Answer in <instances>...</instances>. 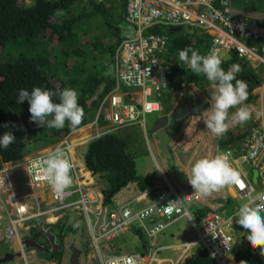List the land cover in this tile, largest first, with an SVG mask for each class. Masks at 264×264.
<instances>
[{
	"label": "trees",
	"instance_id": "trees-1",
	"mask_svg": "<svg viewBox=\"0 0 264 264\" xmlns=\"http://www.w3.org/2000/svg\"><path fill=\"white\" fill-rule=\"evenodd\" d=\"M232 2L239 10L264 12V0ZM126 6L127 0H0V136L11 132L16 137L7 149L0 147L2 161L13 162L37 154L42 147L61 140L94 119L102 99L116 88L114 51L123 38L132 34L126 22ZM57 10H62V14L57 15ZM149 33L166 34L169 38L163 50V59H167L164 64H174V86L195 82L201 88L212 87L213 84L203 74L192 73L187 64L179 60L180 50L186 47L206 54L210 45L209 36L198 30V34H193L184 28L163 26H154L144 32ZM195 36L205 40L197 42ZM232 64H238L242 69L236 74L238 79L244 80L250 88L259 85V76L251 63L236 54L222 61L225 70ZM34 87L51 91L75 90L78 103L84 109L82 123L75 129L66 123L63 129L57 130L33 122L28 101L17 103V96L20 89L31 92ZM127 89L123 86L120 90ZM53 99L59 102L58 97ZM164 100L167 105L165 113H169L178 101V94L170 92ZM246 101L255 104L253 100ZM129 128L124 127L91 140L85 152V166L105 181L106 186L102 189L105 206L111 204L112 198L132 182H136L143 191L152 184L150 179L138 175L133 145L137 144L136 137L140 132ZM244 137L243 134L235 137L223 135L218 146L238 151ZM228 200L227 207L231 204V199ZM206 210L197 213V220H201ZM78 227L76 223L65 220L52 225V230L58 239L64 241L67 234H77ZM135 233L146 238L139 230ZM89 243L83 240L82 246H89ZM122 249L112 247L114 252ZM250 252V248L236 252L239 264L247 262V253ZM50 257L62 264L64 253L54 252ZM184 264L218 263L207 250L201 248Z\"/></svg>",
	"mask_w": 264,
	"mask_h": 264
},
{
	"label": "built area",
	"instance_id": "built-area-1",
	"mask_svg": "<svg viewBox=\"0 0 264 264\" xmlns=\"http://www.w3.org/2000/svg\"><path fill=\"white\" fill-rule=\"evenodd\" d=\"M230 2L127 0L126 18L134 33L123 39L114 51L116 88L106 95L99 105V110L105 118L117 128L138 125L146 135L147 116L152 113L162 114L165 111L164 96L171 90L168 82L173 77L174 64H164L167 59H163V50L169 43L166 34H143V31L154 26L194 28L205 34L204 36H209V50L213 47L219 49L221 57L228 59L232 52H238L254 66L264 67V15L240 11ZM123 86L128 89L120 90ZM62 141L57 148L71 151L77 146L73 140L67 139V143ZM224 155L230 165L240 172L242 183L235 186L236 196L253 206L264 203V119L257 121L250 128L241 153L236 158H233L231 151L225 152ZM42 156L44 155L39 153L27 159L32 175L31 185L37 187L46 184L39 178L31 162ZM254 169L258 170V184H255L251 177ZM74 175L76 186L73 190L66 189L61 194L53 192L57 205L51 211L76 206L90 221L92 216L97 217L100 213L98 194L80 181L75 166ZM0 192L9 193L11 215L17 216L12 221L14 227L9 229L8 237L11 238L17 233V224L36 214L23 216L27 207L17 202L10 182L0 181ZM73 196L77 199L69 202ZM198 197V194L189 188L177 190L167 182L155 202L139 211L129 206L106 210L98 234H95L92 224L88 222L92 229L99 264H141L142 258L139 255L104 256L99 247L100 242L125 234L133 225H137L146 236L153 237L181 217L191 220L199 241L220 264H238L235 258H229L227 263L222 262L232 252V237L228 234V227L236 214L225 216L224 212L213 208L207 210L199 221L190 211L191 203ZM170 202H173V210L168 213L164 209ZM258 253L260 255V252Z\"/></svg>",
	"mask_w": 264,
	"mask_h": 264
},
{
	"label": "clouds",
	"instance_id": "clouds-1",
	"mask_svg": "<svg viewBox=\"0 0 264 264\" xmlns=\"http://www.w3.org/2000/svg\"><path fill=\"white\" fill-rule=\"evenodd\" d=\"M228 1L232 2V0H228ZM231 4L234 5L233 2ZM240 11H247V12H253L264 15L263 12H254L250 10H240ZM56 14L61 15L62 10H57ZM172 28H176V27H172ZM182 28L185 27H180L179 29ZM189 31L190 33L198 34L196 33V29L194 28H189ZM196 38H197L196 40L197 42L204 40L203 37L200 38L196 37ZM209 48L206 54L202 55L197 50L192 49L190 47H186L180 50L179 60L187 64L188 68L192 71V73H195L198 76L200 74H203L205 78L214 85V90L212 91L211 99H210L211 107L209 108L210 110L206 111V115L204 116L203 121L208 131L212 132L215 136L220 137L228 129V124L226 122L229 119V116L231 114L230 110L232 108L236 109L233 110V116H232L233 121L239 122L241 124L247 122L251 118V114L254 112L256 113L258 110L260 112V116L264 115V99H263L264 96L262 92H259V96L258 94L253 95L255 96L254 99L248 98L247 83L242 79H238L236 75L237 73L242 71L241 67L238 64H232L228 67L227 70H225L222 67V61H227L230 58L226 59L225 56L221 57L219 49L215 47H213L210 50ZM233 54H236L239 58H242L245 62L251 63L252 69H254L257 74H258V69L260 67H263V66H254L251 61L239 55L238 52H232V55ZM175 75L176 72L174 71L173 76ZM259 80H260L259 85L256 88H261V85L264 86V80L263 79L261 80L260 78ZM54 96L58 97L59 102L54 101L53 99ZM258 98L261 99V104L259 106L257 105L258 100H255ZM247 99L255 101V104L247 103L245 106H242L244 105V102ZM25 100H27L30 105L29 106L30 119L33 122H37L39 126L46 125L48 128H55L57 130H60L63 129L67 123V125L70 128L75 129L82 123L84 117V109L78 103V93L71 88H65L63 90H58V91H51L47 89H42L41 87H34L31 90V92H29L26 89H20L17 96V103H22ZM176 105L177 104H174V107H176ZM255 105H257L258 108L255 107ZM252 108L253 111L252 113H250V110ZM174 109L175 108H173V110L169 113H165L166 111H164L162 114H160L161 116L159 119L163 118V115L167 116L168 114H171L174 111ZM261 119H264V116ZM257 121L254 123V125L257 123ZM91 123L93 122L86 124L85 127H87ZM93 125L95 126L96 124L93 123ZM131 126H138V125H131ZM250 128L246 131V133L243 134L245 135V137L243 139V142L240 144L238 151L232 149L231 152L233 153V158H236L241 153V149L244 145L245 138ZM140 129L143 131L142 128ZM72 132L65 135L66 136L65 138L67 139L69 138V140H73ZM99 132L101 131L99 130ZM147 134H148V127L145 135L146 138L148 136ZM76 138L79 139L81 137L77 136ZM84 139L82 141H84ZM15 140L16 137L11 132H5L2 136H0V147L7 149L11 144L15 142ZM61 140H63V138ZM172 142L174 143V140H172ZM229 149L231 148H228V150ZM228 150L222 149V151H224L223 154H217L213 157H202L196 160L193 166L191 167L190 173L189 174L187 173V179L186 180L183 179L184 184L189 183L192 189L194 190V192L197 193L199 196L196 200H194L191 203L190 211L192 214L196 215V219H197V213L200 210H204V209L211 210L213 208H216L219 212L221 213L224 212L225 216L236 214L234 216L235 218H237L236 222L247 233L246 235L248 241L247 246L251 249V252L254 253L264 264V258L261 257V256L264 257V203H259L256 204L255 206H253L251 203H244L240 205L239 208L234 213L227 215L224 210L219 209L216 206V201L217 199L219 200L220 198L216 197L215 195H213L210 199L205 198L211 195L213 192H217L225 187L228 188L233 187L235 190L234 195L236 196L235 186H240L242 181L240 177V172L230 165L228 158L224 155L225 152H229ZM39 153H44V152L40 151L38 152V154ZM28 158L29 156H27L26 158V170L28 171V176L23 185L19 184L14 180L10 181L8 178L3 176L4 172H6L8 176H11V171L9 169L0 170V181L10 182L13 188V193L17 199V202L27 207V212L23 216H27L28 214H36L33 217L23 220L21 224H17L16 225L17 233L13 237L9 238L8 237L9 229L14 227L12 221L16 219L17 216L11 215L12 206L10 205L9 202V196H8L9 193L0 192V202L10 218L9 226L5 231V238L0 241V249H2L0 251V256L10 251L19 250L22 241L28 237L37 239L41 243L45 241L42 245L49 244L44 246L51 247L49 239L45 235L39 232V225L40 222L42 221L44 222L45 228H50L51 231L55 234V232L52 230V225L68 220L70 223H76L78 226V220L80 219L83 223V226L90 230L91 241L89 245H90V249L92 248L95 251L94 252L95 255L93 256L94 262L88 264H99L98 253H97L96 245L93 241L92 229L90 228L89 223L92 224V227L95 232V225L98 216L100 215L103 209L109 210L110 204L106 206L103 205L105 198L102 190L103 186H98V184L94 180L95 176L97 175L101 176V175L93 173L82 162L77 163L76 161L73 160L70 161L65 155V151L63 149L56 148L54 150L49 151L47 154L38 158L37 160L31 162L32 166L35 167L36 169L37 175L42 181L45 182L46 185L40 187H37L36 185H31L32 190H30L27 186V181L28 179L32 178V175L27 165ZM5 163L8 165L11 164V162H5ZM82 164H84V167L82 166ZM74 166L76 168V173L80 181L88 188L94 190L98 194V210H100V213L97 217L92 216L90 221H88L85 213L76 206L67 207L54 212L51 211L54 207H56L57 204L54 201V196L51 201L48 200L49 189L52 190V195L53 192L55 194H61L66 189L73 190L76 186ZM164 182L165 185L163 188L166 187V184L169 181L168 179H165ZM132 183H136V182H132ZM137 187L140 191L143 192V190H141L138 185ZM99 189H101V191ZM162 190L163 189H161L159 193ZM142 192L139 194L141 196L137 195L135 199L129 200L121 207L129 206L130 208H135L138 209L137 211H139L140 209L147 207L149 204L154 203L159 195L158 193L156 199L153 200L152 202L139 206L138 204L142 202L143 194L147 193V192L144 193ZM3 196H6V198L3 199ZM76 199L77 198L73 196L69 199V202L75 201ZM222 200L223 199H220L221 203ZM195 202H197L198 204L195 205L194 204ZM211 203H213L214 206H211ZM7 205H9L10 208H8ZM164 210L170 213L173 210V202H170L167 206H165ZM73 213H76L77 217H75ZM51 218H53L54 220L51 221L50 220ZM92 218L95 219L94 222L92 221ZM183 218H187V217H183ZM180 219H182V217L175 220L168 227L173 226L175 223L179 222ZM236 222L234 221V219L231 220V225L228 227V234L232 237V252L225 259L222 260V262L225 263L228 262L229 258L237 259L236 254L234 253L235 238L230 231V228H232ZM20 228H22L24 231L30 232L31 235L30 236L21 235L19 233ZM132 229H134V231L139 230L143 232L139 227H137V225H133L125 234L114 239H119L125 236ZM165 230H167V227L163 229L161 232H159L157 235L153 236L152 238L157 237ZM98 233L95 232V234ZM109 241H101L99 244L100 250L104 256H111L116 254L139 255L142 258L141 264H152L153 260H155L156 258L155 255H153L152 257H150V261L147 262L144 253H141L143 252L142 250H132L129 245L128 247H126L128 251H123L125 249L123 248L119 252L113 251L111 253H108L105 243ZM197 241L198 244H200L203 249L209 252V250L204 247L203 243L199 241L198 234H197ZM56 242L62 244L63 246V249L59 251H63V253H65L67 249L70 251L68 258H65L64 255L62 264H69L70 256H71V249H70L71 244H74L76 247L81 249L89 248V247L84 248L82 245L78 246L74 241L70 242L68 246H66L64 241L58 239L57 236H56ZM186 245H187V249L191 247L190 243H187ZM30 250H36V249H30ZM59 251H53L50 253H45L43 251H38V252H42L44 254V256L46 257L47 264H58V261L55 258L50 257V254ZM258 252H260L261 256L259 255ZM84 253H87L88 255L89 250ZM210 255L216 260L218 264H220L219 260H217L211 253ZM23 257H25V253ZM185 260L182 262L183 264ZM13 262L9 264H13ZM79 263L81 264L80 258H79ZM241 264H256V263L253 259H248L246 263L242 261Z\"/></svg>",
	"mask_w": 264,
	"mask_h": 264
},
{
	"label": "rangeland",
	"instance_id": "rangeland-1",
	"mask_svg": "<svg viewBox=\"0 0 264 264\" xmlns=\"http://www.w3.org/2000/svg\"><path fill=\"white\" fill-rule=\"evenodd\" d=\"M264 14V12H263ZM184 30L190 32L188 29L184 28ZM258 76L259 78L262 80H264V67H260L258 69ZM252 95H256L258 94L259 96V88H255L254 91H252ZM251 99H254L252 96H250ZM258 100L257 101V105L259 106L261 104V99H255ZM190 101V100H189ZM255 105V107L258 108V106ZM233 110H236L235 108H232L230 110L231 114L229 116V119L227 121V124L229 126H232V128L230 130H232L234 132V135H238L239 133H244L246 132L254 123L255 120V116L253 114H251V118L241 124L239 122H235L232 119L233 116ZM257 115H260L259 110L256 112ZM160 114L159 113H152L149 114L147 116V127H148V136L146 138L144 132L138 127V126H131L129 128V130L133 131V130H138L140 132V135H138L136 137V141L137 144L133 145L134 149H133V156L135 158L136 164H137V172L138 175L142 176L145 179H150L152 181L153 184H160V186H164L165 182H164V177L161 174V170L164 173L165 177L168 179V181L176 188H180L184 185V181L181 177H179L175 171V166H172L170 163V159L167 157L166 153L163 152V150L160 148V142L159 140L155 137L154 132L152 131L153 125L157 122V120L160 118ZM190 120H192L190 118ZM93 124V123H91ZM83 129V131H81L80 133L84 134L86 138H88L90 141L96 138H100L103 136L102 132H99L100 129H98V127L96 126L94 128V126L91 128L85 127V128H81ZM183 129V128H182ZM101 131V130H100ZM183 132H186V128L183 129ZM201 139H205V142L203 145H201V147L198 146L199 149H203L204 147H206L207 145L212 148V144H213V138L211 139H206L202 136H197L196 139H194L193 143L187 144L184 142V139H181L179 137H176V139H174V143L171 142L170 145H179L178 148H182L181 146H188V145H197L198 141ZM60 141V140H59ZM88 141L82 145H79L76 147V152L78 153V155L80 156V159L82 161V163L85 164V152L87 151L88 148ZM150 148L152 149V153L159 165V167L157 166V163L154 159V157L152 156V153L150 151ZM65 155H67V152H65ZM178 155L175 154L174 156V162L176 163V165L180 164V161L178 159ZM84 164H82V166L84 167ZM86 165V164H85ZM253 178V175H252ZM94 180L96 181V183L98 184V186H103V188L106 186L105 181H103L101 176H95ZM138 185V184H137ZM137 185H135L134 183H130L127 187L123 188L119 193H117L112 200L117 199L118 201L121 198H128L130 196L134 197L136 196V194L139 192V189L137 187ZM153 189V187H148L145 191H143L142 193ZM101 191V189H99ZM127 191H131V194H129ZM125 192L128 194H124V195H120V193ZM225 196L227 198V202H226V209H227V215L234 213L240 205L246 203L245 199H241L239 197H235L232 196L229 193L228 187H225ZM213 195L217 196L216 192H213L211 195L205 197L206 199H210ZM141 196V195H138ZM6 196H3V199H5ZM231 199V204L228 205L229 200ZM219 201L220 199L216 201V204L219 205ZM1 203V202H0ZM195 205H197L198 203L195 202ZM211 206H214L213 203H211ZM8 208H10L9 205H7ZM220 207V206H219ZM232 207V209H231ZM0 214L2 215H7V212L5 211H1L0 210ZM73 215L75 217H77L76 213H73ZM54 220V219H53ZM52 220V221H53ZM92 221L94 222L95 219L92 218ZM7 222L6 220H0V239H4L5 238V226H6ZM78 233L77 234H72L69 233L67 234L64 243L66 246H68V244L72 241L76 242V245L80 246V244H82L83 240H88L91 241V234H90V230L89 229H85V227L83 226L82 221L79 219L78 220ZM174 227H180L182 233H184L186 231V236L188 238V241H190L191 239L193 240V236H194V240L197 239V233L195 231V229L192 227L190 221L188 218H182L179 220V222L175 223L173 225ZM171 231V229L169 230ZM19 233L23 236H30L31 233L24 231L22 228L19 229ZM191 238V239H190ZM155 239V238H152ZM152 239L147 238L146 241H148V243L151 242ZM129 240H131L132 242V247H136V246H140L142 245L141 243L144 242V240L142 238L139 237V235H137L136 233L129 235ZM186 241V239H185ZM106 248L108 250V253L113 252L112 247H121V248H125L123 251H128L126 249V247L128 246L127 241L124 238H119V239H113L112 241L106 242ZM192 251H196V248H193ZM190 251V252H192ZM69 250L67 249L64 253L65 258H68L69 255ZM94 253V249H92L88 255L87 253H84L80 259L81 264H88V263H93L94 262V258L93 256L90 257L91 253ZM13 264H47L46 262V257L44 256V254L42 252H38L37 250H30L28 252L25 253V257L22 258H18L16 259Z\"/></svg>",
	"mask_w": 264,
	"mask_h": 264
},
{
	"label": "crops",
	"instance_id": "crops-1",
	"mask_svg": "<svg viewBox=\"0 0 264 264\" xmlns=\"http://www.w3.org/2000/svg\"><path fill=\"white\" fill-rule=\"evenodd\" d=\"M207 107H209V105ZM252 111H253V108L250 110V113H252ZM252 114L255 116L254 123L258 119L263 118V116H264V115H261V116L256 115L255 112ZM254 123H253V125H254ZM244 133H246V132H244ZM244 133H239V134H244ZM84 138L85 137H81V139H84ZM215 141H216L215 143H219L217 139ZM198 146L199 145H188L187 147L181 146L182 148H178L179 145H173V151L179 157L178 158L180 161L179 165L181 166L182 173H184V174L188 173L189 174L190 170H191V166L193 165V163L197 159L201 158V157H196L198 155V150H199ZM216 146H217V149H221V147H219L218 145H216ZM150 151L152 153L151 148H150ZM202 151L205 152L203 155H206V156H210L212 154V148H210L208 145L206 147H204L202 149ZM228 151H232V149H229ZM70 152L74 153L76 151H75V149H72ZM72 153H70V155L74 156V154H72ZM152 156L154 157L153 153H152ZM154 159H155V157H154ZM73 161H76L77 163L82 162L80 158L75 159ZM155 161H156V159H155ZM156 163H157V161H156ZM157 166L159 167L158 163H157ZM160 170H161V168H160ZM161 174L164 177V180L167 179L165 177L164 173L162 172V170H161ZM11 176L14 177V179H13L14 181L18 182L21 185H23L24 182L26 181V179L24 180V179L19 178V172L14 171L11 173ZM27 176H28V174H27ZM151 183H152V181H151ZM134 184L137 185L136 183H134ZM149 187H153V189L148 190V191H146L147 193L143 194L142 202L138 204L139 206L148 204V203L152 202L153 200H155L159 191L161 189H163L164 186H160V184H153L152 183V184H150ZM23 189H24V186H23ZM176 189L184 190V189H186V185L184 184L182 187L176 188ZM228 190L232 196H235L234 195L235 190L233 187L228 188ZM127 192L129 194H131V191H127ZM141 192L142 191L139 190V192L136 194V196L139 195ZM128 193L122 192V193H120L119 197L121 195L128 194ZM216 193H217L216 197L223 199V202L221 203L219 201V205L216 204V206L219 209L224 210L227 214V209L225 207H223V205L226 206L225 203H226V199L228 198V197L226 198V196L224 194L225 190L224 191L219 190ZM136 196H134V197L130 196L128 198H121L119 201L117 199H114L113 202L109 206V210L110 209H117V208L121 207L123 204L127 203L129 200L135 199ZM52 199H53L52 190L49 189L48 200L51 201ZM0 210L5 212V210H3V206L1 203H0ZM4 219L7 222V224L5 226V231H6L7 227L9 226V219H10L8 214L7 215L6 214L5 215L0 214V220H4ZM236 219L237 218H234L235 222H236ZM170 229H171V231H169ZM230 231L235 238V242H234V253L235 254L237 251L241 250L242 248H249L247 246V243H248L247 238H246L247 233L241 228V226L237 222L235 223V225L232 228H230ZM134 233H135V231H134V229H132L129 233H127L125 236H123V238L127 241V244L131 247L132 250H142L143 252H141V253H144V255L146 256L147 262L150 261V257L155 255L156 258H155V260H153L152 264H183L182 262L187 257L191 256L192 254H194L196 252H199L200 249L202 248L201 245L198 244L197 239L194 240L195 239L194 236H193V240L190 238L191 240L188 241V238L185 237L186 231L184 233H182L180 227L171 226L170 228H168L167 230H165L164 232L159 234L157 237H155V239H152L150 243H148V241H146L145 239H143L139 235V237L142 238L144 240V242H142L141 243L142 245H140V246L132 247V242H131V240H129V235H132ZM185 239H186V241H185ZM1 240H3V239H0V241ZM44 242L45 241H43V243ZM187 243L191 244V247L188 249H187V245H186ZM44 245H49V244H44ZM80 245H82V244H80ZM83 247L84 248L89 247V252L92 250V248L90 249V245L89 246L84 245ZM193 248H196V251H192ZM1 250L2 249H0V251ZM32 251H34V250H32ZM190 251H192V252H190ZM247 254H248V256H247L248 259H253L256 264H263L261 262V260L254 253L250 252ZM82 255H83V253L80 255V259H81ZM94 255H95V253L92 252L90 257L94 256Z\"/></svg>",
	"mask_w": 264,
	"mask_h": 264
},
{
	"label": "flooded vegetation",
	"instance_id": "flooded-vegetation-1",
	"mask_svg": "<svg viewBox=\"0 0 264 264\" xmlns=\"http://www.w3.org/2000/svg\"><path fill=\"white\" fill-rule=\"evenodd\" d=\"M126 22H127L128 26L130 27V29L132 30V32L134 33V29H133V27L131 28L130 24L127 21V18H126ZM144 32L145 31H143V34H144ZM149 34H151V33H149ZM144 35H148V34H144ZM126 38H128V37H126ZM126 38H124V39H126ZM174 80H175V76H173L168 82V86L171 89L169 91V93L171 92L174 95H176V93L178 94V101L176 103L177 105L174 108H177V106L179 104H182V103H187L190 106L198 107L197 113L193 114V113L189 112L183 118V120H182L183 122L177 127L176 131L174 132V139H176V137H179L181 139H184L185 143L190 144V143L194 142V139H196L197 136H202L206 139H210V138L212 139L213 138L212 139L213 140L212 154L210 156L203 155L205 152H203L201 149H199L198 155L196 157H201V158L202 157H213L217 154H223L224 151H222V148L217 149L216 145H218V143H215L216 142L215 140L218 139V142H219L221 140L222 136L226 135V134H230L231 136H233L234 132L232 130H230L232 128V126L228 125L227 131L222 136H220V137L215 136L212 132L207 130L206 125L203 121V118L206 115V111L209 110V108L211 107V104H209V107H207V106L205 108L200 107V105H202L203 102H205L207 100L210 101L211 94H212V93H210V89L211 88L214 89V85H212V87L209 86V87H202L201 88L199 86V84H197L195 82H193V83L188 82L185 84H181V86L177 87V86H174V83H173ZM177 84H179V83H177ZM254 89L255 88H250L248 86V88H247V91L249 92L248 98H250V96H253L252 91H254ZM259 92H262L263 96H264V86L263 85H261V88H259ZM254 97L255 96H253V98ZM263 99H264V97H263ZM247 103H248V101H245L244 105H242V106H245ZM165 116L166 115H163V117H165ZM190 118L192 120H190ZM91 122L95 123L97 125L98 129H100L104 135L119 131L120 129L124 128V127H119V128L115 127L110 121H108L105 118V115L99 109L97 110L95 117ZM96 125L94 126V128L96 127ZM83 127H85V125ZM182 128L183 129L186 128L185 133L183 132ZM79 129L80 128H78V129L76 128L72 133L74 134L75 132H78ZM235 136H237V135H234V137ZM65 137L66 136L63 137L62 143H67V139ZM174 139H172V140H174ZM87 141L90 142V140L88 138H85L84 141H80L76 145L77 146L82 145V144L86 143ZM204 142H205V139H201V141L200 140L198 141L197 145H199V147H201V145H203ZM58 145H59V141H56V142L49 144V145H46V146L42 147L41 149H39L40 151L44 152V153H40V154L45 155L49 151L56 149ZM76 147H75V151H76ZM171 149H172V154H173V158H174L175 153L173 151L172 145H171ZM64 151L67 152L66 156L70 161L80 158V156L78 155L77 152L72 153L68 150H64ZM70 153L74 154V156H71ZM36 155H38V153L33 154V155H29V158L36 156ZM26 158H27V156H25L24 158H21L17 161H13V162H11L10 165H8L4 161H2V157L0 156V170L9 169L11 171V173L14 171L19 172V178L25 180L27 177V174H28V171L26 170ZM3 176L8 178L10 181L14 179L13 176H8L6 172L3 173ZM31 181H32V178L28 179V181H27V186L30 190H32ZM185 185H186V189L189 188L192 191H194L190 184H185ZM3 210H5V209L3 208ZM168 228H170V227H167V229ZM144 236L146 237L145 240L147 238L152 239V237H148L145 234H144Z\"/></svg>",
	"mask_w": 264,
	"mask_h": 264
},
{
	"label": "water",
	"instance_id": "water-1",
	"mask_svg": "<svg viewBox=\"0 0 264 264\" xmlns=\"http://www.w3.org/2000/svg\"><path fill=\"white\" fill-rule=\"evenodd\" d=\"M176 28L179 29L180 27H176ZM213 90L214 89L211 88L210 93H212ZM209 104L210 101L207 100L203 102V104L200 105V107L205 108ZM197 111H198V107L196 106H190L187 103L179 104L171 114H168L167 116L159 119L152 128V131L155 133V137L160 142V148L163 150L164 153H166L167 157L170 159L171 161L170 164L172 166H175V171L177 175L184 180L187 179V174L182 173L181 166L175 164L170 143L172 142L171 140L174 139V132L176 131L177 127L183 122L182 121L183 118L189 112L194 114L197 113ZM252 179L255 184H258V170L256 169L253 170ZM224 190L225 188L221 189V191ZM105 212L106 210L103 209L97 218L95 225L96 233L99 232V228L101 224L104 222ZM39 232L45 235L49 239L51 247H46L42 245V243L39 242L37 239L28 237L22 241L19 250L10 251L0 256V264H9L18 258H22L24 256V253L28 252L30 249H36L38 251H43L45 253H50L53 251H59L63 249L62 244L56 242V235L51 231L50 228H45L43 221L40 222ZM70 249H71V256H70L69 264H80L79 263L80 255L89 250V248L86 249L78 248L74 244L70 245Z\"/></svg>",
	"mask_w": 264,
	"mask_h": 264
},
{
	"label": "bare ground",
	"instance_id": "bare-ground-1",
	"mask_svg": "<svg viewBox=\"0 0 264 264\" xmlns=\"http://www.w3.org/2000/svg\"><path fill=\"white\" fill-rule=\"evenodd\" d=\"M93 126H94L93 124H90V125H88L87 127L92 129ZM83 128H85V127H83ZM81 131H83V129H79L78 132H75V133L73 134V143H74V145H76L77 142H80V141L83 140V139H81V138L77 139V138H76L77 136H78V137H85L84 134L80 133ZM85 138H86V137H85ZM50 220L52 221L53 218H51Z\"/></svg>",
	"mask_w": 264,
	"mask_h": 264
}]
</instances>
